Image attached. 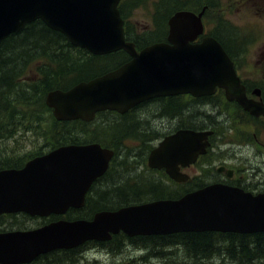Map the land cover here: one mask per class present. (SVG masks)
Returning a JSON list of instances; mask_svg holds the SVG:
<instances>
[{
  "label": "water",
  "instance_id": "water-1",
  "mask_svg": "<svg viewBox=\"0 0 264 264\" xmlns=\"http://www.w3.org/2000/svg\"><path fill=\"white\" fill-rule=\"evenodd\" d=\"M122 0H0V44L26 25L41 20L76 47L95 56L125 51L131 58L118 69L67 90H52L46 105L58 121H93L97 114L121 115L158 97L213 95L226 91L254 116L264 104L247 97L223 45L204 33L202 13L177 12L168 21L165 42L138 51L126 40ZM211 133L179 131L165 138L148 159L151 169L184 180L181 166L205 153ZM114 151L100 144L70 145L29 161L23 169L0 171V215L65 217L86 205L93 184L109 170ZM179 233H264V195L252 196L223 185L207 186L181 199H159L97 212L91 220L61 218L31 231L0 233V264H28L55 250L89 241Z\"/></svg>",
  "mask_w": 264,
  "mask_h": 264
},
{
  "label": "rangeland",
  "instance_id": "rangeland-1",
  "mask_svg": "<svg viewBox=\"0 0 264 264\" xmlns=\"http://www.w3.org/2000/svg\"><path fill=\"white\" fill-rule=\"evenodd\" d=\"M163 3L167 6H173L170 10V12L172 11V15L181 4L183 8L196 12L205 9L201 12L202 19L204 17L209 30L214 31L212 33H216L217 27L233 30L232 33L237 35L233 37L234 40L232 41L237 50V52L232 51L233 54L243 62L251 78L259 87H264V0H190L189 3L187 0H127L125 2L127 6L124 8V14L127 18L130 35L132 30L133 35H141L143 37L144 33L146 34L150 28L156 29L157 20L155 17L157 9L163 7ZM127 41L133 42L129 39ZM18 49L17 47L15 50L16 54L19 53ZM55 49L52 47L47 57H40L38 60L31 61L30 69L19 79L25 82L22 83L24 88L20 87L21 89H25L27 84L33 79H46V69H50L53 72L58 70L59 73H64L63 71L69 72V75L64 77V81L63 78L59 80V82H62L66 86L70 83V79L73 78L71 70L75 66L70 63H60L58 60H62V58L73 59L84 67L91 59L87 51L84 52L85 50L76 46L71 51H66V54L54 52ZM15 61L17 60L15 59ZM126 61L129 62V60ZM115 62L117 61L112 59H102L90 62V65L94 63L99 68L98 71H101V69L108 66L115 68L113 66ZM49 75L48 78L53 79L51 75L54 74ZM25 90L27 92L25 93L26 96L27 94H33L32 91L28 92L27 89ZM48 93L44 94L40 92L37 97L39 101L34 102L37 105L35 107L37 109L30 108L31 110H24V108H21L16 112V120L21 119L24 122V126H20L21 128L17 131H2V138H0V164H5L6 166L23 164L29 158L49 152L54 148L52 146H65L72 141L81 144L98 143L107 148H112V145L118 146L120 153L119 156L117 155L115 164L117 166L120 165L122 172L117 175V170L113 171L115 173L111 178L101 181L94 187L95 189L92 195H90L89 207L76 210L68 215V217L75 220L90 219L93 216L95 212H91V203H110L112 206L115 202L121 200L122 197L135 195L131 196V204H135V201L137 203L141 198L154 196L157 185L163 186L162 190L165 192L164 197L161 198L177 197L178 187L169 184L162 174L149 170L147 159L144 162L141 155L137 158V154L141 150V145H139L140 140L135 138L128 139L126 137L124 141L116 143L115 138H113V133L119 136L126 131H134L135 127L141 129V132H147L150 129L152 133L149 135L148 140L151 142L152 147H156L165 133L172 128V126L168 125L174 123V119L171 117H160L161 115L158 111L159 107L162 106H159V102L153 101L148 103L145 107L135 112L134 116L128 114L121 117L115 113H102L95 121L89 122L87 125L80 124L66 131H61L56 129V125L51 119L52 116L54 117L52 109L50 111L51 115L42 116L39 113L40 102L44 100L46 105ZM1 118L3 116H0V123ZM231 126H233L232 123L230 124ZM117 129L119 133L113 132ZM50 130L57 131L59 134L56 135L54 131ZM226 135H228L227 132ZM64 142L67 143L63 144ZM215 152L218 156L215 155L216 157L211 164L214 167L220 165L224 159H227L232 150L226 147L222 150H215ZM237 157L245 160L240 165L243 169L241 171L242 174L244 176L247 175L249 181L255 177L260 179L259 182L264 187V169L261 168V164L258 162L260 160H255L254 153L251 150H246ZM256 174L259 175L256 176ZM136 181L138 182L136 183L138 188H146V191L141 195H138L139 192L133 193V190L130 191L125 186L128 183ZM251 183L256 184L255 181ZM102 191H106L107 195L98 200L97 195ZM94 197L97 198L95 199ZM51 219L40 217L32 219L30 216L24 214L0 216V230L35 229L46 225ZM246 239L244 241L247 243ZM227 244L229 245L224 240L218 241L220 250L212 254V256L209 254L208 249L202 248L195 255L196 257H190L187 255L189 249L183 243H169L167 240L165 244L160 245L156 241L149 243V241L136 239L132 243L120 239L118 247L113 250L106 248V243L103 246L86 245L76 251L75 255L65 256L61 253H56L38 263L67 264V261H70V259H79L76 264H264V262L259 263L255 261H248V263L233 261L226 252ZM146 245L148 247H144ZM208 254L211 257L202 258Z\"/></svg>",
  "mask_w": 264,
  "mask_h": 264
},
{
  "label": "flooded vegetation",
  "instance_id": "flooded-vegetation-1",
  "mask_svg": "<svg viewBox=\"0 0 264 264\" xmlns=\"http://www.w3.org/2000/svg\"><path fill=\"white\" fill-rule=\"evenodd\" d=\"M187 2L189 3L190 0H187ZM163 5L167 6L164 3ZM169 6L171 8L173 7L171 5ZM182 6L183 5L181 4V7L179 10L193 12L197 15H199L203 10H205L203 9L200 12H196L190 9L183 8ZM202 22H203L204 29H205L204 33L201 36H199L194 41V43H201V41L207 36H211L217 39L223 45L224 49L230 56L232 62L234 63L236 74L240 78L241 84L244 85L246 88L247 97L251 100L262 102L264 104V87L263 88L259 87V85L251 78L243 62L240 61L238 57L234 55L232 52V51L237 52L236 47L232 43V41L234 40L233 37L237 35L232 33L233 30L222 28V27H217V29L215 30L216 33H212L214 31L209 30V27L206 24L204 17L202 19ZM217 35L221 40L215 37ZM165 41L166 39H164L161 42H165ZM128 60L129 61L131 60L130 57L128 58ZM122 65L123 63L119 64L116 68H119ZM153 101L159 102V106H162V107H159V111H158L159 114L161 115V116L159 115L161 118L171 117L172 119H174V123H170L168 125V126H172V128L165 133V135L161 138V141L158 142V145L156 147L151 146V142H149L148 140L149 135L152 133L150 129H148L147 132H141V131L131 132L130 130L122 134H127L128 139L135 138L137 140H140L139 145H141L140 147L141 150L137 154V158L141 155L142 160L144 162H146V159H147V167L149 170L162 174L167 179L169 184L179 188L177 197L173 199H181L187 194L193 193L207 186H213V185H223L226 187L238 188V189L243 190L246 193L251 194L254 197L262 195V194L264 195V187L261 184V182H259L260 179L255 177L251 179V181H249L248 176L247 175L244 176L242 174L241 171L243 169L240 167V165L244 163L245 160L237 157L244 151L251 150L256 157L255 160L257 159L260 160L258 162L259 164H261V168L264 169V116L252 115L249 111L245 110L237 101H229L226 97V91L224 89L218 88L213 95H207V96L195 97L191 94H183V95H177V96L154 98V99H151L149 101L143 102L135 106L129 112L123 115L117 112L104 111V112H100L99 114H97L96 119L102 113H109V112L115 113L121 117L126 116L128 114H131V116H134L136 114L135 112H137L142 107H145V105ZM170 113H173L176 115L173 116ZM231 123L233 124V126L230 127ZM183 130L192 131L196 133H211V134L207 138V142L209 144L206 146L205 153L201 154L197 158L196 162L188 166H184V167L181 166L180 172L185 176V179L175 181L168 176L165 169H161V170L151 169L148 165V159H149L151 152L155 148H157L159 144L165 138L171 135H174L178 133L179 131H183ZM226 132L228 133V135H226ZM116 136L117 134L113 133V138H115V140L117 138H120V135L117 137ZM122 141L123 139L119 141H115V142L120 143ZM226 147H229V149L232 150V153H230L227 159H224L220 165L216 167L212 166L211 165L212 162L214 161L215 157L218 156L216 155L215 150H218V149L222 150ZM111 149L115 152V156L111 162L110 168L103 175V177L98 179L97 182L92 186L87 196V202L85 206L86 208L89 205L90 195H92V192L95 189L94 187L101 181L108 180L109 178H111L112 175H114L115 173V172L113 173V171L117 170V173H116L117 175H119V173L122 172V168L120 169V165L117 166L115 164V160L117 159V155L119 156L120 149L118 146H115V145H112ZM53 150L55 149H51V151ZM235 157H236V160H235ZM32 158L27 159V161H25L23 164H16L13 166H9L6 169H16V170L23 169ZM257 175L259 174H256V176ZM254 181L256 184L251 183ZM136 183L138 182L136 181L130 184L128 183V185L126 184L125 186L127 187L128 190L130 191L133 190V193L139 192L138 195L146 191V188H140V187L138 188L137 187L138 185H136ZM162 187L163 186L160 187V185H157V189L155 191L156 193L154 194V196L146 198V201H140L136 204L147 203L150 201L161 199L159 197L163 194V191H164L162 190L163 189ZM106 195H107V192L102 191L100 194L97 195L98 200L105 197ZM131 196H135V195L122 197L121 200L127 201L129 202V204H131ZM97 197H94V198L96 199ZM111 208H114V207H111ZM117 209H105V210L113 211ZM19 214L22 215L24 213H19ZM11 215H14V214H10L9 216ZM15 215H18V214H15ZM24 215H27V214H24ZM5 216L7 215L1 216V217H5ZM27 216H30V215H27ZM93 216L90 219H92ZM30 217L33 219L34 217H38V216H30ZM71 220H75V219H71ZM36 229L38 228L25 229V230L18 229V230H11V231L23 232V231H31V230H36ZM11 231L0 230V233L11 232ZM191 233H195V232H191ZM201 233H206V232H201ZM211 233L223 234V235L237 234V233H221V232H211ZM179 234H190V233H179ZM257 234H264V233H257ZM238 235L252 236L256 234H238ZM140 237L150 238L154 236H146V237L138 236V237L131 238L128 235L121 232L119 234L114 235L109 241H106V242L89 241L83 244L82 246H79L76 248L55 250L51 253L38 257L35 261L28 263V264H39L38 263L39 261L46 259L48 256L52 254H56V253H61L65 256H72V255H75V253H77L76 251H78L80 248L86 245L103 246L106 243V248L113 250L118 247V241L120 239L122 240L124 239L127 242L128 241L131 242V239L136 241V239L139 240ZM161 237H169V236H161ZM144 247H148V246L146 245ZM77 261H79V259L78 260L70 259V261H67V264H71V263L76 264ZM112 264H115V263H112Z\"/></svg>",
  "mask_w": 264,
  "mask_h": 264
},
{
  "label": "trees",
  "instance_id": "trees-1",
  "mask_svg": "<svg viewBox=\"0 0 264 264\" xmlns=\"http://www.w3.org/2000/svg\"><path fill=\"white\" fill-rule=\"evenodd\" d=\"M126 6L127 5L125 3L122 5L121 7L122 13ZM170 10H171L170 6L163 5V7H159L157 9V13L155 17V19L157 20V28L153 29L150 32H147L146 34L144 33L145 35L143 37L141 35H133L132 30L130 35L128 28L129 25L127 24V30L125 34L127 40L129 39L133 41L137 45V47L142 48L144 46H148L156 42H161L164 39H166L168 34V20L172 15V11L170 12ZM215 37L220 39L218 35ZM17 47L19 48L18 54H16L15 51ZM52 47L54 49L56 48L54 52L66 54L65 52L71 51L74 46L68 41V39L63 34L51 30L40 20L27 25L22 31L8 36L1 43L0 45V116H3V118H1V123H0V138H2L1 137L2 131H17L19 128H21L20 126H24V122L21 119H19L18 121L16 120V112L19 111V109L21 108L22 109L24 108V110H28L30 108L37 109L35 108L37 105H35L34 102L39 101L37 97L39 96L40 92L45 94L52 90H57V89L67 90L79 82L89 81L107 72L113 71L114 69H116V67L119 64L124 63L129 58L124 51H120L112 55L100 56V57L92 56L89 54V57L91 58L89 60L90 62H94V61L96 62L102 59L105 60L112 59L117 61L113 65L115 66V68H111L110 66H108V67H104V69H101V71H98L99 68L94 63H91L90 65L89 61H88L89 63L87 65H84L83 67L82 64L74 61L73 59H69V58L64 59L61 57L62 60H58L56 58L58 61H60V63L65 62V63L73 64L75 66L74 69L71 70V74H73V78L70 79V83L65 86L62 84V82H59V80H61L62 78L64 81V77H67V75H69L68 74L69 72L63 71L64 73H59L58 70H56V72H53L50 69H46L45 70L46 79H42V80L41 78L37 80L33 79L31 80V82L27 84V87L25 89H27L28 92L32 91L33 94L32 95L27 94L26 96L25 95V93H27L26 90L20 88L23 87L22 83H25L19 80L20 77H22V75L28 69H30L32 60H38L40 57H47V54L52 49ZM15 59L17 61H15ZM49 74H54L51 75L53 79L48 78ZM38 110L39 113L42 114V116L49 115L51 113L50 112L51 109H49L45 105L44 100L40 102V106ZM170 114L173 116L176 115L173 113ZM51 119L55 123L56 129L61 131H66L67 129L74 126L76 127V125H80V124L87 125V123L83 121L63 122V121L55 120L53 116L51 117ZM11 125H13V127H11ZM140 130L141 129L137 127H135L134 129L135 132H138ZM50 131H54V130H50ZM113 132L119 133L118 129L114 130ZM131 132L133 131L131 130ZM54 133L56 135L59 134V132L57 131H54ZM126 135L127 134H120V138H117L116 141L122 139L124 141V139L127 137ZM65 143L67 142H64L63 144ZM70 144H81V143L72 141L70 142ZM52 147H54V149L57 148V146H52ZM7 167L9 166H6L5 164H0V171L6 169ZM164 194L165 192H163V194L159 198L164 197ZM167 198L173 199L172 196ZM140 201H146V198H141L139 201H137V203ZM128 205H130L129 202L119 200L118 202H115L112 206L110 205V203H105V204L91 203L90 207H91V212L96 213L105 209H117ZM54 219H57V217L53 216L51 220ZM245 239L247 240V243L244 241ZM139 240L149 241V243L156 241L157 244L159 243L160 245L165 244L167 240L169 241V243H178V242L180 244L183 243L188 247L189 251L187 255H189L190 257L195 256L198 252H200V249L202 248L208 249L209 250L208 252H210L209 254L212 256V254L217 253L220 250L218 241L224 240V242L229 243V245L228 244L226 245V250H227L226 252L229 254V257L233 261H237V262L240 261L242 263H248V261L249 262L255 261L259 263L264 262V234L245 236L238 234L223 235V234L206 232V233L177 234L169 237L154 236L145 239L140 237ZM133 241L135 240L131 239V242ZM209 254L205 257L203 256L202 258H208Z\"/></svg>",
  "mask_w": 264,
  "mask_h": 264
}]
</instances>
